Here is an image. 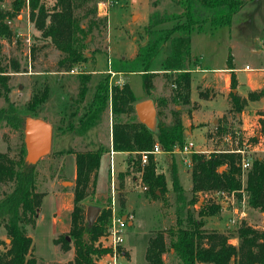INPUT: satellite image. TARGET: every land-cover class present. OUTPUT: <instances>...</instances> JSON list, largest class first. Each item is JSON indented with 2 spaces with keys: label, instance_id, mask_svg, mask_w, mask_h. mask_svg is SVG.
<instances>
[{
  "label": "rangeland",
  "instance_id": "obj_1",
  "mask_svg": "<svg viewBox=\"0 0 264 264\" xmlns=\"http://www.w3.org/2000/svg\"><path fill=\"white\" fill-rule=\"evenodd\" d=\"M0 8L12 11V0H2ZM181 12L182 8L172 0H99L97 16L106 18V24L100 33L95 32L87 37L86 51H97L88 55L86 61L74 65L81 70L78 73L57 69L56 62L60 57V51L49 39L41 37L40 31L29 18L26 1L19 12L8 21L14 35L10 40L0 39V61L2 65L10 66L11 59H16L20 64L18 72L8 69L11 87L9 103L23 119L26 116H34L53 123L50 151L34 163L33 168L36 190L42 192L44 196L37 210L35 223L25 224L27 234L33 239L32 252L39 264L68 261L74 256L73 247L62 252L59 246L53 243V238L59 235H65L66 239L70 240L68 232L74 185L71 179L75 176L74 152H65L60 158L56 149L79 150L84 147L95 149L99 145L104 147L97 171L96 194L88 195L82 202L85 207L95 205L109 209V219L114 213L132 221L125 227L121 248L126 252L119 258L122 264H147L145 249L149 236L158 229L167 230L176 226L177 208L180 207V203L176 200L172 187L173 170L186 200L192 195V163L187 167L181 160L180 153H161L157 156L158 169L165 175L166 191L160 193L157 190L155 196L148 195L143 189L141 173L137 171L135 165L128 163L127 154L119 152L112 155L115 183L114 195H111L109 106L99 122L84 135L59 132L68 129L72 124L76 128L77 121L84 112V106L94 92L96 82L103 76L107 75L110 86L116 84L120 86L127 82L137 99L143 97L145 93L140 72L138 70L127 72L122 68V64L124 61H132L139 47L145 45L151 38L147 27L150 16L154 13L167 16L176 14L170 20L154 27L159 29L173 25L176 22L175 17ZM206 16L205 14L201 18L206 20L208 19ZM202 25L201 31L193 30L190 33L193 59L190 67V100L188 104H179L185 123L184 140L192 141L194 150L205 153L239 147L248 155L264 156V99L247 100L241 114L234 112L230 96V92H233L241 98H246L248 92L264 86V0L247 1L232 15L227 25L214 27L209 20L204 21ZM229 52L236 79L233 89L230 85V73L226 68ZM168 53L169 46L166 43L157 54L152 67L157 73L153 77V88L150 92L156 110L158 98L165 97L170 102L163 115L159 117L164 122L170 120L169 108L178 105L171 103L173 85L160 71V62ZM245 65L250 69H246ZM109 67L121 73L111 76L106 71ZM82 76L87 77V90L83 98H79ZM118 80H121L120 84L116 83ZM44 85L49 88L47 98L34 110H29L27 108L29 97L34 91L42 90ZM200 91H203L209 100H202ZM7 107L8 104L0 97V109ZM134 115V112H128L122 114L121 118L129 120ZM244 123L247 125L246 130L242 129ZM188 125L193 129L191 132L186 128ZM22 145H24L22 128L11 126L2 120L0 152H6L10 157L18 159ZM223 168L224 166H221L219 170ZM10 188L11 183H0V191H8ZM119 192H122L126 199L123 208L118 202ZM211 193L212 190L198 192L196 203L185 205L184 212L190 209L194 217H197L201 204L211 202ZM235 206L239 210H244V224L264 229L263 212L248 205L241 206L239 202H236ZM228 215L226 209H221L217 214L204 216V228L223 232L229 236L231 243L237 244L235 232L237 226L228 224ZM102 235L95 243L100 241ZM168 239L166 236L167 241ZM3 242L7 243L9 240L4 226L1 225L0 249L4 248ZM163 260L164 264H178L173 248L170 247L163 254ZM93 261L94 264H105V256L95 255Z\"/></svg>",
  "mask_w": 264,
  "mask_h": 264
},
{
  "label": "trees",
  "instance_id": "obj_2",
  "mask_svg": "<svg viewBox=\"0 0 264 264\" xmlns=\"http://www.w3.org/2000/svg\"><path fill=\"white\" fill-rule=\"evenodd\" d=\"M2 0H0L1 3ZM27 2L29 18L40 31L43 39L60 51L56 65L58 70L69 71L74 65L82 63L97 50L86 51V39L92 33H100L106 24V18L97 16L99 0H12L13 10L0 8V39L10 40L14 32L8 21L15 16ZM182 8L176 22L168 27L155 29L158 24L174 17L154 13L147 23L151 38L139 47L135 58L124 61L122 68L127 72L138 70L142 76L144 98L150 97L153 88V77L157 71L152 68L157 54L168 43L169 53L160 62V71L167 76L173 85L171 103L178 107L170 109V120L159 119L164 109L169 106L168 99H157V121L155 128L150 129L138 121L136 115L129 120H122L121 115L134 112V103L138 100L129 84L109 85L108 77L103 76L96 82L94 92L84 106L76 128L73 124L66 129L75 134L84 135L95 126L103 112L109 106L111 112V147L114 151L126 152L128 163L135 165L140 172L141 182L146 193L155 196L166 191L165 175L158 169L155 155L149 154L147 162L141 165L139 151L150 150L154 142H158L164 151L171 152L181 147L184 140L182 109L179 104L189 103L191 91V37L193 30L201 31L202 23L209 20L211 25H227L234 13L249 0H172ZM92 2V4H90ZM207 15L204 20L201 17ZM1 48V47H0ZM1 52V51H0ZM20 64L11 59V65H2L0 61V97L8 104L0 109V122L4 120L11 126L22 128L21 118L12 104L9 103L10 72H18ZM226 68L230 71V85L235 88L234 64L231 53H228ZM8 69H10L8 71ZM78 91L79 98L86 93V76H82ZM49 88L34 91L28 99L27 108L34 110L48 96ZM201 98L207 99L200 91ZM234 112L240 113L247 100L264 99V86L259 90L248 92L246 98L230 92ZM135 114V112H134ZM24 145L18 159L0 152V183H11L8 191H0V226L3 225L9 242L0 249V264H39L33 254V239L27 234L26 223H35L37 210L44 194L36 190L34 164H28L24 157ZM235 149V148H232ZM104 147L95 149L69 150L75 154V178L72 189V209L70 211V229L67 240L65 235L53 238L62 252L74 248V256L68 261L53 264H94L95 255L104 254L106 248L98 246L95 241L102 235L109 222L110 210L100 208L91 225L86 221V208L83 200L95 193L97 171ZM64 151H60L63 153ZM134 153L135 155H132ZM251 156V155H250ZM241 154L233 150L193 152L191 153V197L186 200L181 186L178 184L175 170L172 174V187L175 198L180 203L174 228L156 230L149 236L145 249L147 264H164L163 254L171 247L178 258V264H264V229L260 230L243 222L236 228L238 243L229 241L223 232L206 230L204 216L214 215L221 210L220 204L212 198L211 202H203L194 217L192 210L184 207L194 205L198 200L197 193L207 190L244 189L249 207L264 213V156H251V165L246 171L240 168ZM130 165V166H131ZM224 166L222 170L219 167ZM238 195V194H237ZM205 196V195H204ZM121 208L126 199L122 192L118 193ZM168 236V241L166 240Z\"/></svg>",
  "mask_w": 264,
  "mask_h": 264
},
{
  "label": "built area",
  "instance_id": "obj_3",
  "mask_svg": "<svg viewBox=\"0 0 264 264\" xmlns=\"http://www.w3.org/2000/svg\"><path fill=\"white\" fill-rule=\"evenodd\" d=\"M108 63L110 65V61L108 60ZM77 66H74L71 68L68 73H78V71H81L80 69H77ZM246 69H250L248 65H245ZM107 73H109L111 76L120 74L119 71H113L109 67L107 70ZM121 80H118L116 83L120 84ZM194 144L192 141H186L183 143L181 147L177 146L175 147L170 153L178 152L182 155L183 162L186 166L191 165V153L193 152H203L194 150ZM236 152H239L241 154V161H240V168L244 172L246 171L250 165H251V156L246 154L244 149H241L239 147L235 149H230ZM110 189H111V195H114V162H113V152L114 150L112 147L110 148ZM158 153H166L162 146L158 142H154L152 148L150 150H143L139 151L140 155V162L141 165H144L147 162L149 154L156 155ZM169 153V152H167ZM189 154V155H188ZM143 189H146L145 186H143ZM238 194V195H237ZM210 197L220 204L221 209H226L229 213L228 215V224L231 226H239L243 222L244 217V210H239L235 203L239 202L241 206L248 205L246 201V193L242 188H239L237 190H224L219 189L212 191L210 194ZM127 224V219H124L121 215L112 214V216L109 219L107 229L102 235V238L100 241H97V245L106 248L107 252L103 255L105 256V264H122L120 262V257L125 254V250L121 248L123 242H124V235H125V227Z\"/></svg>",
  "mask_w": 264,
  "mask_h": 264
},
{
  "label": "water",
  "instance_id": "obj_4",
  "mask_svg": "<svg viewBox=\"0 0 264 264\" xmlns=\"http://www.w3.org/2000/svg\"><path fill=\"white\" fill-rule=\"evenodd\" d=\"M133 107L139 122L150 129L155 128L157 110L154 101L150 97L137 100ZM22 132L25 148L24 159L28 164L36 163L49 153L53 133L52 125L49 122L40 117L26 116L23 119ZM99 210V206H87L86 221L88 225L93 223Z\"/></svg>",
  "mask_w": 264,
  "mask_h": 264
},
{
  "label": "crops",
  "instance_id": "obj_5",
  "mask_svg": "<svg viewBox=\"0 0 264 264\" xmlns=\"http://www.w3.org/2000/svg\"><path fill=\"white\" fill-rule=\"evenodd\" d=\"M225 67H223L222 69H224ZM224 71L226 72L227 70H225L224 69ZM229 73H230V71H229ZM144 98V96L143 97H140V98H138V100L139 99H143ZM202 100H209V99H202ZM178 107V106H177ZM243 111H241V114H243L242 113ZM182 121H183V123H184V117H183V113H182ZM50 124H53V123H51V121H48ZM184 126H185V123H184ZM187 129H188V131L189 132H191L193 129L191 128V127H189V125L186 127ZM107 129V128H106ZM242 129H244V130H246L247 129V125L244 123L243 125H242ZM111 130V129H110ZM65 132H69V131H67L66 129L65 130H60V134H63V133H65ZM71 133V132H70ZM183 134H184V132H183ZM110 135H111V132H110ZM109 144V151H110V148H111V136H110V143H108ZM82 149H87V147L85 148H82ZM69 150H71V149H56V152H57V155H58V157H62L63 156V154L65 153V152H70ZM79 150H81V149H79ZM60 151H64L63 153H60ZM116 153H119L118 151H114L113 152V155H115ZM120 153H122V154H127L126 152H120ZM167 153V152H166ZM165 153V154H166ZM177 152H173V153H170V154H176ZM159 154H161V153H158V154H156L155 155V159L157 160V156L159 155ZM169 154V153H168ZM180 158H181V160H183L182 159V155H180ZM188 167V166H187ZM74 178H75V176L71 179V180H74ZM63 182V181H62ZM127 223L128 224H131L132 223V221L131 220H127ZM125 252H126V250H125Z\"/></svg>",
  "mask_w": 264,
  "mask_h": 264
}]
</instances>
